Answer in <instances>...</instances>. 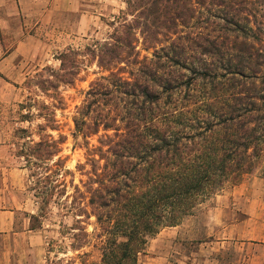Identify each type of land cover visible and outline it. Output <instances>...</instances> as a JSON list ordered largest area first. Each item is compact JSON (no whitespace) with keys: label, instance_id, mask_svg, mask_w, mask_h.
<instances>
[{"label":"trees","instance_id":"obj_1","mask_svg":"<svg viewBox=\"0 0 264 264\" xmlns=\"http://www.w3.org/2000/svg\"><path fill=\"white\" fill-rule=\"evenodd\" d=\"M245 2L128 1L129 7L142 9L143 14L147 10L148 17H154L152 29L158 30L170 28L171 23L174 26L188 11L187 6L196 3L205 11L196 18L201 28L220 18L221 28L230 35L215 41L199 32L200 40L185 37L182 44L172 41L166 46L155 38L160 32L144 24L145 39L151 35L157 44L154 58L144 57L148 64L139 70V76L129 81L111 72L91 83L85 104L78 108L80 117H75L76 130L84 138L98 134L101 126L106 133L99 146L89 148L87 162L77 166L88 176L84 192L75 185L81 203L74 200L65 207L96 216L103 231L98 264H138L149 238L164 227L180 224L226 184L238 183L264 155V53L247 39L240 41L241 35L248 36L249 28L253 29L247 9L240 8ZM112 40L115 43L106 45L114 48L99 52L101 65L107 56L117 58L130 45L128 37ZM198 49L212 57L199 56ZM80 55L72 48L62 52L60 68H45L49 74H38L41 78L36 84L43 91L53 90L49 96L62 103L58 90L62 84L76 81ZM108 78L117 83H104ZM37 106L39 112L35 114L30 105L22 121L43 117L48 124H40L41 131L45 126L55 128L56 105ZM92 112L95 115L88 122L86 117ZM110 129L115 132L108 133ZM19 131L25 134L28 129ZM62 139L56 140L52 134L48 141L41 137L33 155L48 153V159H53L62 150ZM21 156H25L24 150ZM55 165L52 174L44 177L51 181L49 199L67 193L62 188L66 187L62 172L72 173L61 158Z\"/></svg>","mask_w":264,"mask_h":264},{"label":"rangeland","instance_id":"obj_2","mask_svg":"<svg viewBox=\"0 0 264 264\" xmlns=\"http://www.w3.org/2000/svg\"><path fill=\"white\" fill-rule=\"evenodd\" d=\"M128 1L87 0V5H82V11L49 12L46 20L49 28L40 31L43 42L38 55L24 59L23 74L18 69L17 74L0 78V97L3 100L0 105V128L11 134L9 151L13 156L6 162L24 168L26 195L31 196L39 210L35 225L41 227L45 235L46 264H98L102 258L103 231L96 216L87 217L76 209L65 207V203L69 205L74 200L81 203L82 197L76 193L75 185L84 192L88 176L86 171L79 170L77 166L87 162L89 148L99 146L100 137L106 133L101 126L98 134L84 138L76 130L75 117H80L78 108L85 104L86 92L91 83L102 76L109 77L111 72L129 81L139 76V70L145 69L144 66L148 64L144 57L154 58L153 46L157 44L151 35L145 39L147 32L144 24L149 23L151 30L160 32L155 38L166 46L172 41L182 44L185 37L200 40L199 32L215 41L230 35L221 28L223 22L220 18H213L216 24H202L206 28H201L196 18L205 11L196 3L187 6L188 11H184L185 15L182 14L174 26L171 23L170 28L158 30L152 29L154 17H148L147 10L143 14L142 9L129 7ZM211 8L215 10L216 7ZM240 8L247 9L245 14L250 16V26L253 28H249L248 36L241 35L240 41L247 39L264 53V0H247L240 4ZM39 20L40 17L33 22ZM115 36L128 37L130 45L120 51L117 58L107 56L103 65L99 64V52L107 47L114 48V45L106 43H115L112 40ZM69 48L81 54L80 73L73 84L61 85L58 91L62 103H59L49 96L53 90L43 91L45 89L42 90L36 82L41 78L38 74H49L44 71L45 68H60V54ZM200 52L198 49L195 53L207 60L212 57ZM161 55L164 57L165 54ZM167 62L170 64V61ZM183 72L189 74L187 70ZM107 82L117 83L113 78H108L104 83ZM37 103L56 105L55 128L45 126V130L41 131L39 125L48 124L43 117L22 121V114L28 112L30 105L35 114L39 112ZM94 115L92 112L86 117L88 122ZM117 124H120V120ZM22 128L28 129V132H20ZM114 132V129L108 131L110 134ZM50 134L56 140L63 137L61 152L53 159H48V153L33 155L35 144L41 137L48 141ZM23 150L25 156H21ZM58 158L62 159L65 169L73 174L62 172L61 179L65 181L66 187H61L67 193L60 197L51 195L49 199L51 181L44 177L56 169ZM86 169L90 170V165ZM58 200L60 203H57ZM176 226H179L177 233L168 235L166 242L173 255L170 264H264V155L251 173L238 183H228L209 196ZM170 227L174 226L164 227L161 231L173 229ZM159 233L148 239L145 249L139 254L138 264H143L144 253L149 244L157 242ZM188 256L191 259H187Z\"/></svg>","mask_w":264,"mask_h":264},{"label":"crops","instance_id":"obj_3","mask_svg":"<svg viewBox=\"0 0 264 264\" xmlns=\"http://www.w3.org/2000/svg\"><path fill=\"white\" fill-rule=\"evenodd\" d=\"M86 3L87 0H0V78L17 74L18 69L23 74L24 59L38 55L43 42L40 31L49 28V12L82 11ZM38 17L40 20L34 23ZM2 101L0 97V105ZM10 139L11 134L0 128V264H46L45 235L35 225L39 210L26 195L24 168L6 162L13 157ZM178 227L159 233L157 242L149 244L144 253L143 264L171 263L166 242Z\"/></svg>","mask_w":264,"mask_h":264}]
</instances>
